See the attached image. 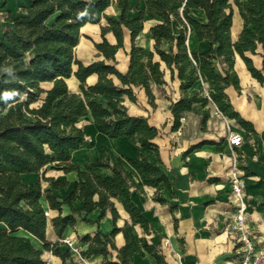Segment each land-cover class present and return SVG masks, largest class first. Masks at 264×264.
I'll return each instance as SVG.
<instances>
[{"label": "trees", "instance_id": "16d2710c", "mask_svg": "<svg viewBox=\"0 0 264 264\" xmlns=\"http://www.w3.org/2000/svg\"><path fill=\"white\" fill-rule=\"evenodd\" d=\"M49 1L48 6L52 7L54 1ZM129 1L118 0V5L130 8ZM234 6L244 21L236 42L231 35ZM194 8L205 11L206 23L191 16ZM146 16L162 18L161 23L151 28L156 53L166 63L171 78L181 82L182 97L171 105L174 117L172 130L180 128L185 112L191 110L195 103L206 105L210 100L225 116L236 119L244 127L250 125L234 110L225 90L229 86L241 89L240 79L234 70L237 54L252 76L264 83L263 70L258 69L248 55L257 54L260 45L264 48V0H145L144 9H138V15L132 20L124 16L119 19L105 16L109 26L101 27L102 41L95 43L104 59L85 64L75 58L76 70L52 47L41 49L39 46L40 40L48 44L55 33L53 27L43 23L45 18L40 23L36 22V27L40 26L42 30L34 39L28 38L26 32L7 30L0 38V264H45L42 250L32 241L35 237L46 242L49 215L42 203L44 194L40 182L27 184L22 180V174L40 172L47 165L65 172L76 171L78 175L74 190L62 201L51 193L45 195L51 208L60 212L52 219L59 235L68 226H74L75 215L82 213L73 206L77 199L84 201L83 211L87 214L100 208V218H103L110 209L114 219H117L118 212L112 198L118 199L135 223L149 229V221L126 191L131 188L143 191V184L159 186L162 183L171 189L169 178L145 153V150L158 152L154 139L159 129L152 126L146 117L131 115L120 100L126 95L136 102L135 88L142 87L150 104L155 107L152 88L166 84L165 72L160 61L154 59L155 53L147 52L136 42L144 30ZM31 17L32 14L22 21L27 30ZM190 26L199 40L211 41L208 50L190 53L187 45ZM125 29L130 32L131 50L128 71L123 73L117 68L116 54L124 46ZM108 32L116 36V45L106 38ZM163 40L173 44L171 51L161 48ZM32 51L35 54L28 59L27 54ZM217 60L223 64L222 74L215 65ZM94 74L98 79L89 84L88 78ZM202 75L210 83L207 96L203 90H192ZM72 76L80 83V93L69 88L67 80ZM45 82L53 84L49 90L42 87ZM44 94L42 104L32 107ZM83 118L92 120L107 137H126L136 145V156L127 160L139 172L143 184L136 182L132 173L124 168L121 158L114 166L98 159L85 169L71 162L73 152L86 141V131L79 126ZM206 118L207 115L204 120ZM94 167L108 168L113 174L100 176L93 171ZM55 185L66 186V182ZM157 199L164 201L160 197ZM64 204L70 207V215H62ZM120 231L116 227L110 235L85 236L83 240L89 243V247L82 254H103L105 258L101 264H132L135 253L145 255L135 238L124 230L126 243L118 250L119 261L109 259L110 248L116 249L114 237ZM46 248L51 249L52 246L46 244ZM145 250L152 253L155 247L147 245ZM55 254L64 261L69 257L58 250ZM155 256L162 261L161 255L155 253Z\"/></svg>", "mask_w": 264, "mask_h": 264}, {"label": "crops", "instance_id": "0c3cea01", "mask_svg": "<svg viewBox=\"0 0 264 264\" xmlns=\"http://www.w3.org/2000/svg\"><path fill=\"white\" fill-rule=\"evenodd\" d=\"M37 6V0H0V38L7 30L24 34L26 27L22 26V21L26 20ZM129 6L130 8H120L118 0H113L99 22L81 25L80 37L74 46L76 58L85 64L104 59L95 43L102 41L101 27L109 26L105 16L114 19L124 16L132 20L138 15V9H144L145 0H130ZM61 12L62 8L58 7L43 23L50 26L59 18L57 16ZM191 16L200 22H207L205 11L201 8L192 9ZM162 21L160 17L146 16L144 30L136 39L138 46L143 47L147 52L155 53L154 59L160 61L161 68L165 72L166 84L154 85L152 88L156 106L150 104L149 97L142 87L135 88L136 102L126 95L120 97V100L131 115L144 116L152 126L159 129V134L154 139L158 152L145 150V153L151 162L158 163L163 174L169 178L171 189L164 183L159 186L143 184L139 172L127 160L136 156L137 149L128 138H109L100 132L101 134L94 137V142L87 133L85 143L78 151L73 152L71 162L85 169L98 159H104L107 164L114 166L121 158L124 168L132 173L136 182L144 186L143 191L131 188L126 193L140 208L150 226L146 230L141 224L135 223L118 199L112 198L118 212L117 219H114L110 209L103 218H100L102 212L100 208L87 214L83 211L84 201L77 199L73 202V206L82 213L75 215L74 226H68L59 235L52 219L60 212L51 208L45 195L51 193L59 201L65 199L74 190L75 182L78 180L77 172H65L53 166L49 168L47 165L40 172L24 173L22 180L25 183H41L44 194L42 203L49 215L46 242L35 237L32 240L34 245L42 250L45 264H101L105 258L103 254L84 255L86 259L82 261L68 241L83 253L89 247V243L83 240L85 236L95 237L98 233L110 235L116 227L121 231L114 237L116 249L110 248L109 259L112 261H119L118 250L125 245L124 230H128L135 238L138 247L145 252V255L135 253L132 264L237 263L241 258V250L239 232L232 228V217L236 212L230 196L232 189L230 176L234 165L244 179L248 204L246 212L248 230L256 237L257 245L264 247V83L252 76L244 60L237 54L234 70L240 79L241 89L229 86L225 93L234 110L250 125L244 127L236 119L225 116L210 100L206 105L195 103L191 110L185 112L183 116L185 119L181 120L180 128L173 131L174 117L171 105L182 97V91L180 80L171 78L166 63L156 53V41L152 37L151 28ZM243 26V18L238 8L234 6L231 29L233 42L238 40ZM106 38L111 44H117L113 32H108ZM164 44H169V47H165ZM187 45L190 53H200L210 48L211 41L199 40L194 28L190 26ZM161 48L169 52L173 49V44L163 40ZM130 50L131 36L125 29L124 46L116 54L117 68L123 73L129 68ZM34 54L35 52L32 56ZM263 54L264 48L260 45L257 54L248 55L264 74ZM215 65L222 74L223 64L217 60ZM97 79L98 76L94 74L88 78V83L94 84ZM115 81L118 82L117 79ZM67 82L72 92L80 93V83L75 76ZM46 83L50 82L42 83V87L49 90L53 84L50 83L51 86L46 88L44 87ZM194 89L203 90L204 96H207L210 83L202 75L192 88ZM41 104L42 102L36 107ZM205 115L207 118L204 120ZM92 123L93 127H98L97 124ZM233 132L243 136L244 141L240 146L229 142L230 134ZM107 156L108 159H105ZM73 158L78 162L75 163ZM93 171L100 176L113 174L110 169L104 167H94ZM64 181L66 186L55 185ZM158 197L164 201H159ZM62 209L63 216L71 214L68 205L64 204ZM166 241H169L167 245H165ZM46 244H50L52 248L47 249ZM147 245L154 246V252L146 251ZM55 250L69 257L64 261L61 256L55 254ZM155 253L162 256L161 262L158 261Z\"/></svg>", "mask_w": 264, "mask_h": 264}, {"label": "rangeland", "instance_id": "374dc122", "mask_svg": "<svg viewBox=\"0 0 264 264\" xmlns=\"http://www.w3.org/2000/svg\"><path fill=\"white\" fill-rule=\"evenodd\" d=\"M38 8L35 9V12L32 13V17L30 18V22L26 29V35L30 39H34L40 33L42 28L36 27V22L40 23L42 18H49L51 16V11H56L58 6L62 8L61 14L53 24H50V27L54 28V34L51 36L48 44H44L41 40L39 41V46L42 48L52 47L55 52H57L61 57L70 62L72 68L74 69L76 65H74L73 60L76 58V54L74 52V44L78 41L80 37L79 28L82 24L88 22H96L104 17L105 12L108 10V7L111 6L113 0H53L51 4H54L52 7L48 6L49 0H37ZM47 1V4L45 3ZM32 26V27H31ZM90 39V37H86ZM165 47H169V44H164ZM34 51L27 54V58L29 59ZM78 59V58H77ZM50 83L44 84V87H50ZM44 95L41 98L32 104V107H36L43 100ZM105 100V98H102ZM80 126L85 129L86 135L88 133L89 138L94 141V137L92 136L93 131V123L92 120L83 118L80 121ZM95 142V141H94ZM108 159V156L105 158ZM75 163L78 162L76 158H73ZM49 168L51 165L48 166Z\"/></svg>", "mask_w": 264, "mask_h": 264}, {"label": "built area", "instance_id": "2783aa9c", "mask_svg": "<svg viewBox=\"0 0 264 264\" xmlns=\"http://www.w3.org/2000/svg\"><path fill=\"white\" fill-rule=\"evenodd\" d=\"M185 118L183 117L182 120ZM244 139L240 133L233 132L230 134L229 142L232 145L240 146ZM236 161V160H235ZM237 162V161H236ZM231 183V200L235 205V215L232 217V228L239 232V242L241 250V258L235 264H264V247H259L256 243V237L248 230L246 223V212L248 204L245 195L244 179L242 178L238 168H234L230 176ZM169 241L165 242V245ZM68 244L78 255L80 260L85 261V256L78 247H73L72 243Z\"/></svg>", "mask_w": 264, "mask_h": 264}, {"label": "bare ground", "instance_id": "6f19581e", "mask_svg": "<svg viewBox=\"0 0 264 264\" xmlns=\"http://www.w3.org/2000/svg\"><path fill=\"white\" fill-rule=\"evenodd\" d=\"M91 133H92V136L101 134L97 126L93 127V131Z\"/></svg>", "mask_w": 264, "mask_h": 264}]
</instances>
